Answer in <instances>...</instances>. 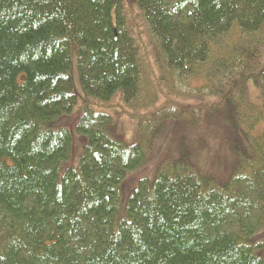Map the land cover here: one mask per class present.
<instances>
[{"label":"trees","instance_id":"16d2710c","mask_svg":"<svg viewBox=\"0 0 264 264\" xmlns=\"http://www.w3.org/2000/svg\"><path fill=\"white\" fill-rule=\"evenodd\" d=\"M263 48L264 0H0V264H264Z\"/></svg>","mask_w":264,"mask_h":264},{"label":"rangeland","instance_id":"374dc122","mask_svg":"<svg viewBox=\"0 0 264 264\" xmlns=\"http://www.w3.org/2000/svg\"><path fill=\"white\" fill-rule=\"evenodd\" d=\"M134 0H124L125 5L127 8H130L132 6V2ZM262 56L264 57V48L262 49ZM71 74L74 82V89L78 96V103L75 107L74 111L71 115L67 116L66 118H62L58 121V125L64 126L68 130L71 131L73 136V143H74V149L70 161V166L76 167L79 164L80 158L83 154V148L85 145V138L79 134L75 129L76 120H78L79 112H78V106L86 99L85 91L81 85L80 76L77 68V53H73V61H72V69ZM197 86V85H196ZM183 89H186L184 91H191L194 92L193 88H195V82H192V84L185 82L182 83L181 86ZM250 92L254 98V100L259 101V92L253 87H250ZM118 94L113 98L111 101L104 103L105 106H112L117 103L118 100ZM124 106L129 110L132 111L133 109L124 104ZM104 112L109 113L115 122V126L117 129L122 130L125 129L126 139L129 141H134L132 139L135 134L137 135L136 131V123L131 120L127 115H124L120 110L121 108L118 106L110 107V108H102ZM179 132H176L173 134L172 142L174 143L177 135ZM181 134H179L180 136ZM171 136V135H170ZM169 136V137H170ZM182 136V135H181ZM180 136V137H181ZM199 137V136H198ZM197 136L194 137L195 145H194V154H196V157L198 159V162L201 167L207 169L208 172L214 174L215 171H224V165L226 164V157L227 153L221 151L218 147V144H215L213 139H209V136L206 135L205 139H202V142H199V138ZM179 138V137H178ZM201 141V140H200ZM198 144H204L203 146L197 145ZM168 146V143L167 145ZM217 151H220L219 153ZM225 156V157H224ZM143 174L142 172L139 173V175Z\"/></svg>","mask_w":264,"mask_h":264}]
</instances>
